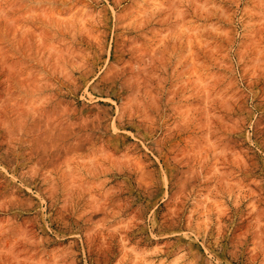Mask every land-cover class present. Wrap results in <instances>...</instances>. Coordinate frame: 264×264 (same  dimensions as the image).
I'll return each instance as SVG.
<instances>
[{"label": "rangeland", "instance_id": "374dc122", "mask_svg": "<svg viewBox=\"0 0 264 264\" xmlns=\"http://www.w3.org/2000/svg\"><path fill=\"white\" fill-rule=\"evenodd\" d=\"M0 264H264V0H0Z\"/></svg>", "mask_w": 264, "mask_h": 264}]
</instances>
